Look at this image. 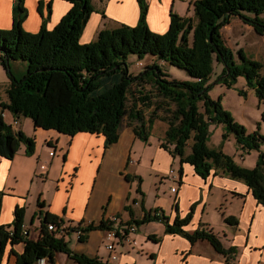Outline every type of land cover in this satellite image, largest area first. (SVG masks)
Here are the masks:
<instances>
[{
	"label": "trees",
	"instance_id": "1",
	"mask_svg": "<svg viewBox=\"0 0 264 264\" xmlns=\"http://www.w3.org/2000/svg\"><path fill=\"white\" fill-rule=\"evenodd\" d=\"M68 1L69 9L52 28L46 24L51 13L49 2L41 28L31 32L23 26L28 12L24 0H14L13 25L0 28V63L8 73V59L28 61L27 72L20 78L9 73L8 100L0 97V156L12 159L21 143L27 154L35 150V136L27 135L22 129L14 130L4 118L6 109L16 118L21 115L32 118L36 129H53L69 136L81 131L103 134L105 147L118 140L126 122L137 136L148 140L151 127L159 119L167 125L160 146L178 156L179 175L186 162L203 179L212 171L227 173L245 183L254 199L264 207V152H258L255 165L249 168L237 165L231 155L205 144L210 123L224 124L222 137L232 132L235 145L243 152L258 150L264 142V134L257 130L247 132L223 108L219 98L208 95L209 87L204 83L212 72L215 58L222 62L221 80L230 84L244 75L247 83L254 87L258 100H264V62L246 57L240 49L238 53L243 64L237 65L231 47L220 32L222 25L238 15L258 33L264 34V0H194L191 2L194 16H181L171 11L169 28L164 33L149 29L148 2L137 0L139 15L135 25L122 23L117 28L99 30L96 38L87 43L80 38L94 10L91 0ZM243 10L252 15H244ZM129 53L139 57L144 54L157 56L167 64L186 69L192 80L169 79L155 61L133 74L126 62ZM261 118L264 120V113ZM176 203L174 199L172 208L176 214L171 220L155 207L144 217L126 224L160 220L166 232L182 235L190 243L206 240L216 252L226 256V264H232L229 257L234 248H225L211 229L198 226L187 231L184 225L192 218L193 205L181 216ZM23 213L17 208L12 235L8 227L0 225V253L7 244L25 243L23 251L16 253L14 264H35L42 256L54 264L58 251L69 255L70 264H110L97 256L73 251L64 234L49 229V221H58L55 216L44 218L37 239L22 235ZM237 220L232 215L223 217L225 223L234 227ZM80 224L82 222L68 223L69 230L65 234ZM114 226L110 218L98 224L91 222L79 239L83 241L85 232L94 228L106 230Z\"/></svg>",
	"mask_w": 264,
	"mask_h": 264
},
{
	"label": "crops",
	"instance_id": "2",
	"mask_svg": "<svg viewBox=\"0 0 264 264\" xmlns=\"http://www.w3.org/2000/svg\"><path fill=\"white\" fill-rule=\"evenodd\" d=\"M174 1L147 0L148 24L159 31L168 30L171 13L169 5ZM49 2L51 13L46 20L48 28L54 27L70 7L68 0H24L28 11L23 20L26 31L33 32L41 28L43 15L45 16L49 11ZM91 3L94 10L82 30L80 38L82 42L87 43L96 38L99 30H102L100 26L104 19L115 20L118 24L135 25L137 23L139 15L137 0H91ZM13 6L14 0H0V28L12 27ZM7 114L13 117V121L7 119ZM4 118L14 130H17L14 127L17 122L22 123L20 117L19 119L14 117L7 109L4 111ZM124 133L129 135L130 139L121 136ZM33 136H35L34 152L27 154L24 145L12 159L0 156V225L8 227V231L13 229L15 213L17 208H20L24 211L23 227L28 230L27 236L37 239L47 215L55 216L57 220L64 219L65 222L73 225L82 222L81 225L87 226L91 222L98 224L102 219H111L110 215L122 214V205L119 206L118 203L123 201L125 193H116L115 183L105 185L100 181V172L103 170L105 157L114 149L113 152H116V155L119 154V160L116 162L117 169L122 170L124 164H129L130 152L124 140L130 141L138 137L132 126L123 125L118 140L107 147H105V136L99 133L81 131L74 136H69L53 129L33 128ZM120 142L122 145L117 149L116 145ZM51 150L54 151L53 154H50ZM157 151L158 156L154 161L156 160L158 168L167 171L163 179L165 188L173 201L177 200L179 215L183 216L193 205L192 218L187 225H184V228L190 232L201 226L205 230L211 229L218 237L219 232L212 227V216L207 215L206 218L204 216L205 206L208 203L207 194L216 188L220 190L221 196L219 201H215L212 209L221 204L222 200L232 206L228 212H226L227 207L224 211H218L219 223L224 222L225 215H232L238 219L236 227L224 222L228 226L222 228L225 242L218 238L225 248L229 246L234 248L230 253L229 261L232 264H264V207L254 199L247 185L218 170L212 171L203 179L195 174L193 167L187 162L182 165L181 175L168 174L169 162L175 156L168 149L161 147L160 143ZM171 175L177 177L176 182H172ZM119 180L123 184L126 183L120 177ZM98 184L100 188L104 186V195L102 193L100 200L95 199ZM171 185H175L174 191L170 190ZM105 192H109L106 205L103 204ZM132 210L133 212L127 218H123L122 215L119 217L128 222L144 217L146 213L144 209L138 214L136 210ZM163 213L167 214L170 220L175 217L172 203L168 211ZM157 223L153 221L145 222L143 225L140 223L137 230L129 234L130 240L121 239L137 246L141 253L147 254L149 264H226V256L216 252V249L206 240L197 239L190 243L182 235L166 232L164 225L159 221ZM72 230L70 232H73ZM104 231L100 229L96 232V236H103ZM93 232H95L94 229L85 232L83 241L75 233H71V236L74 235V244L68 246L75 252L97 256L92 247ZM24 244L19 241L7 244L0 253V264H14L17 259L16 253L23 251ZM117 258L116 255L113 259ZM120 259L125 260L122 264L136 262L132 255H122ZM53 261L54 264H70V257L64 251H58ZM35 264L52 263L38 261Z\"/></svg>",
	"mask_w": 264,
	"mask_h": 264
},
{
	"label": "rangeland",
	"instance_id": "3",
	"mask_svg": "<svg viewBox=\"0 0 264 264\" xmlns=\"http://www.w3.org/2000/svg\"><path fill=\"white\" fill-rule=\"evenodd\" d=\"M192 1L194 0H175L173 4L170 2L169 10L170 12H177L181 16H194L193 5L191 3ZM242 13L247 16L252 15V12L247 10H243ZM119 25L120 24L116 23L115 20L104 19L100 29L117 28ZM147 25L149 29L155 33H164L167 30L159 31L150 26L148 22ZM220 32L225 40V43L231 47L233 59L237 65L243 64V59L238 53L240 49L246 57L255 61L264 62V34L258 33L253 28V25L244 21L242 17L238 15L232 16L227 24L221 26ZM126 60L129 65V70L133 74L139 73L144 69V67L155 61V63L159 64L168 74L169 79L176 78L177 80H192L191 75L186 69L179 68L176 65L167 64L166 61L161 60V58L152 54H144L143 57H139L137 54L129 53ZM139 61L142 62V65L138 64ZM8 65L10 68L9 73L14 75L16 78H20L27 72L28 61L22 58L8 59ZM221 68L222 62L214 58L212 63V72L204 82L206 86L209 87L208 95L213 99L219 98L223 108L228 110L235 121L243 125L247 132L257 130L259 133L264 134V120L261 118V114L264 113V100H258L254 87H251V85L247 83V78L244 75L232 80L230 84H228L225 80H221L223 76L221 74ZM9 73L8 69L0 63V97L2 100H8L6 87H9L11 82ZM129 98H131L130 94ZM7 119L13 121V117L10 114H7ZM20 120L22 123L20 122V124H18L17 122L14 127L17 128V130L22 128L27 135L33 136V119L21 115ZM125 124L128 123L126 122ZM165 126H167L165 122L156 119L155 123L151 127L148 140L138 136L129 141V135L125 133L121 135L128 138L125 139L124 142L130 152L128 157V161L130 160L129 164L126 163V161L122 170L117 169L116 162L119 160V154L116 155V152H113L115 149L111 150L110 154L105 157L103 170L100 172V181H102L105 185L106 183H115V192L121 194L125 193L123 201L118 203L119 206L122 205V214L117 213L112 216L110 215L111 220H115V215L118 217L119 215L120 217L122 215L123 218H127L130 216V213L133 212L132 209L136 210L137 214L143 209L146 212H149L155 207L165 212L168 211L173 199L167 192L165 188L166 185L163 180L167 171L158 168L156 160L154 161L156 156H158V145L161 141H163ZM225 128V125L222 123H210L208 128L209 136L207 138V142L205 143L206 146L209 148L219 149L223 153L231 155L237 165L252 168L257 160L258 152H264V142L259 145L258 150L254 149L248 152H243L235 145L236 143L232 132H228L224 138L222 137V134L225 132ZM121 145L122 143L120 142L116 145V148L119 149ZM22 147H24V144L21 143L19 149ZM169 164V167L174 171L173 173L177 175L179 172L178 156H175ZM225 174L227 175V173ZM119 177L126 183L123 184L119 180ZM99 185L100 184L96 185L95 191V199L97 200L101 199L102 193L104 195V186L102 185L100 188ZM207 195L208 203L205 206L204 216L205 218L207 215L212 216V227H214V230L216 229V231L219 232L218 238H221V240L225 242L226 239L222 236V228H227L228 226L224 222L219 223L218 219L220 218V215L218 216V211H224L225 207H227L226 212H228V210H230L229 208H232V206L229 205L228 202L222 200L221 204H218L215 209H212L215 201H219L221 192L215 188ZM107 200H109V192H105L104 205H106ZM150 221H153L155 224H158L157 221H159L164 225L162 221L157 219H152ZM143 224L145 223H142L141 225ZM136 226L138 228L137 224ZM94 231L92 247L95 249L97 257L100 259L104 261L108 260L110 264H122L125 261L120 259L122 255H132L136 259L135 264L150 263L148 255L144 252L141 253L137 246H133V244H130L119 237L111 239L107 237L105 232L103 236H96V232L100 231V229L94 228ZM71 233L74 232L64 235L66 240L69 241V244H74V235L71 236ZM132 233L133 232L130 234ZM108 243H114L115 246L113 250L107 248ZM114 254L117 255V259L112 258V255Z\"/></svg>",
	"mask_w": 264,
	"mask_h": 264
},
{
	"label": "built area",
	"instance_id": "4",
	"mask_svg": "<svg viewBox=\"0 0 264 264\" xmlns=\"http://www.w3.org/2000/svg\"><path fill=\"white\" fill-rule=\"evenodd\" d=\"M138 64H142V62H138ZM53 150L50 151V154H53ZM42 167H45V165H42ZM174 171L173 169H169V172L168 174H172ZM172 182H176L177 180V177H175L174 175L172 176ZM170 190L174 191L175 190V185L171 187H169ZM112 222H114L116 224V226L112 227V228H109V229H106L104 232L105 234L107 235V237L111 238V239H116V238H123V239H126V240H130V237H129V234L131 232H135L137 230V226L135 223H130V224H126L125 221L121 220L117 215L115 216V220H111ZM48 227L50 230H55L59 233H62V234H65L67 230H69V225L67 222H65L64 219H59L56 223H48ZM86 226L85 225H81L78 226L77 228L75 229H71L75 234L76 236L79 238L82 234H84V228ZM21 232H22V235H26L28 234V230L27 228L23 227L22 225V228H21ZM9 233L12 235L13 234V229L9 230ZM114 243H108V246L107 248H109L110 250H113L114 249ZM112 258H116V255H112ZM48 258L46 256H42L40 257L39 259H37V261H41V263H45L47 262Z\"/></svg>",
	"mask_w": 264,
	"mask_h": 264
}]
</instances>
